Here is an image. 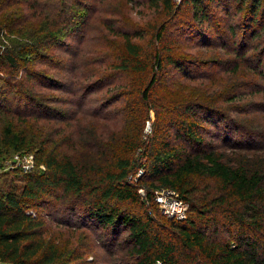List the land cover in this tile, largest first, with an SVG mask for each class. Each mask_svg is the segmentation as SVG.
<instances>
[{"label": "trees", "instance_id": "1", "mask_svg": "<svg viewBox=\"0 0 264 264\" xmlns=\"http://www.w3.org/2000/svg\"><path fill=\"white\" fill-rule=\"evenodd\" d=\"M1 2L25 3L39 23L16 26L19 18L9 13L0 22L7 37L6 41L0 38V159L14 152L33 154L35 160L30 172L18 169L0 176V262L84 264L83 254L75 248L68 250L60 244L61 238L46 236L38 210L51 203L106 231L112 251L119 247L123 253L122 264H264V120L249 110L257 108L253 113L264 115V105L256 106L253 99L261 95L264 100V0L179 3L191 17L182 23V36L195 40L200 51L215 48L224 57H233V61L213 62L229 75L218 88L199 85L183 91L180 83H172L175 90L169 87V79L177 81L174 72L190 80L203 77L191 75L186 68L190 63L204 67L206 60L194 58L169 40L165 20L153 30L148 48L133 40L140 34L110 28L122 38L121 47L108 56L105 72L96 74L89 66L83 75L98 76L90 79L91 84H103L113 76L124 79L112 87L118 97H124L121 127L107 134L98 132L94 122L99 114L91 113L89 127L71 140L59 132V124L53 129L47 125L61 116L52 107L57 99L53 94L59 90L73 97L76 78L65 83L38 66L54 68L57 62L63 69L60 56L53 62L48 50L62 46L84 18L68 11L62 25H56L66 0ZM160 2L168 13H175L172 0ZM232 4L231 17L240 14L242 21L237 27L229 25L230 17L227 20L229 47L223 40L218 42L221 38L210 29V18L227 16ZM67 67L73 76L77 74L74 65ZM195 88L200 90L196 94ZM150 111L155 115L153 132L144 143ZM212 117L219 125L232 124L233 135L246 134L251 145L231 138L227 152L208 148L201 130L215 125ZM253 139L261 146H252ZM65 142L72 143L70 151L60 150ZM141 167L144 174L133 181L130 175ZM159 188L175 191L187 203L184 220L160 214L152 197ZM64 223L63 231L71 232L73 225Z\"/></svg>", "mask_w": 264, "mask_h": 264}, {"label": "rangeland", "instance_id": "2", "mask_svg": "<svg viewBox=\"0 0 264 264\" xmlns=\"http://www.w3.org/2000/svg\"><path fill=\"white\" fill-rule=\"evenodd\" d=\"M172 3L175 8V13L171 14L163 8L160 0H66L64 4L65 12L57 19L58 23H56V25H62L63 16H65L68 11L82 16L84 18V24L78 28L77 32H70V36L64 39L65 45L63 44L59 48L51 46L48 50L49 55L54 58L53 62H56L57 58L60 56L63 69H59V63L56 62L53 63L54 68L41 65L38 66V70L44 69L48 75L63 79L65 83L69 79L72 80V78H76L72 84L76 93L72 97L70 95H62L59 90L55 91L53 95L55 96L56 94L57 97V99H55L56 105L52 107L55 108V111L56 109L60 111L59 114H61V116H59V118L60 120L63 119V121L61 124L59 123L60 120L50 122V124L47 125L49 129H53V127L59 124V126H61L59 132L68 136L69 140H71V137H75L76 139L80 138L81 130L89 127L91 113L99 114V117H96L94 122L95 129L98 132L107 134L111 130L121 127V107H123L124 104V97L121 93L120 97H118L115 93L116 91L113 90L112 87L116 84H123L124 79L119 76H113L112 78L104 79L103 84H99L98 81L91 84V81H94L98 77L96 74L103 73L107 70L110 61L108 56L115 53L114 51L121 47L123 43L122 38L113 34L110 28L118 33H128L130 35L136 33L140 34L138 38L133 35V40L141 44L144 48H148L153 30L157 24L165 20L166 29L164 34L167 37L169 36V40H172L174 44L178 45V48L189 51L194 58L206 60L203 65L204 67L190 63L191 66H187L186 68V70H188L187 72L191 75L203 77L190 80V78H185L181 74L174 72V77L177 81L171 82L169 79V87L175 90L176 86L172 83H180L184 87L183 91H188L191 87L199 88V85L200 87L209 86L210 88H218L225 82L226 77L229 76L228 72L221 73L219 68L213 65V62L233 61L232 55H230V57H224V53L222 51H216L215 48L210 49L208 52L200 51L198 43L194 42L195 40L182 36L181 30L183 29L185 31V26L182 23H184V20L190 21L191 17H189L186 8H179L180 4L176 5L173 1ZM25 6L26 4L23 2H1L0 22H2V17L9 13L11 17L16 16L19 18V24H16V26L25 24L31 27L36 26L39 23L38 18L30 16L32 15V10L25 9ZM233 13L234 6L232 4L230 13L227 16L219 12L218 14H221L220 17L210 18L212 25L210 29L215 31L214 35L216 37L220 36L221 38L218 42L222 43L223 40L226 42L225 45L228 46L232 39L231 36H229L228 30L225 28L227 20L231 18L229 25L231 24L234 26L236 24L237 27H239L242 21V16L240 14L231 17ZM23 17L26 18L23 19ZM222 24H224V26H222ZM180 26L184 27H181L179 30ZM198 27L199 26H193V29ZM238 30L240 31V29ZM0 33L1 40L6 41V31L0 28ZM212 40H215V38L212 37ZM209 44L213 46L214 42ZM0 46L2 48L3 45L0 44ZM75 54H77L78 58H76ZM92 61L93 63L91 65L85 64ZM73 65L77 69V74L74 76L67 67L69 66L72 68ZM89 66H93L96 70L95 72H97L96 74L94 73L95 75L93 77H89L88 74L83 75L84 72H87ZM197 88H195V94L200 91L197 90ZM85 90L90 91L85 93ZM253 99L256 102V106L264 105V100L261 95L254 96ZM252 108L254 109L253 105ZM249 110L250 115L254 114V116H258L259 119L264 120L263 113H253L257 111V108H255L254 111L251 109ZM154 119V112L150 111L149 119L145 121L143 128L142 141L144 143H147L152 136V123ZM211 123L215 125H205V128L201 130L205 136V144L208 148L227 152V150H230V145L227 142L232 140L244 146L251 145L246 134L240 132L235 133V135L232 134V129L234 128L232 124L223 122L219 125L216 117L211 118ZM172 132L173 129L171 128V134ZM171 134L169 136L170 138ZM51 137H53V135ZM252 141L255 142L252 146H261V141L258 139H253ZM70 143L71 142L63 143L60 146V150L63 152L70 151V146H72V143L71 145ZM29 155L33 156V154ZM2 156V159H0V176L5 172H10V175H12V171L18 169L24 172L21 167V165L26 164L24 154L13 152ZM144 160L145 159H143V162ZM32 164V169H34L35 160H32ZM40 168H42V166H40ZM139 169L142 170L141 174H138V170L136 172L137 174H134V176L130 175L134 178L133 181H136L137 178L144 174V169L142 167ZM3 180H5V177H1V181ZM137 192L144 197L145 193L142 188H139ZM157 207L160 214L163 215L159 206ZM38 212H41L44 217L46 236L56 240L61 238L62 241L60 244L66 246L68 250L75 248L78 252L83 254L85 260L84 264H122L121 259L124 262L122 257L123 253L119 252V247H117L119 251H112L113 247L109 241L110 238L107 232L102 231L100 228H93V224L91 225L81 221L80 218L82 217L79 218L70 214H65L58 204L51 203L44 207V211L38 210ZM165 217L168 218L167 216ZM65 221L69 225H73L70 228L71 232L63 231L66 228ZM75 227L80 228L76 230ZM106 244L109 246L108 248Z\"/></svg>", "mask_w": 264, "mask_h": 264}, {"label": "built area", "instance_id": "3", "mask_svg": "<svg viewBox=\"0 0 264 264\" xmlns=\"http://www.w3.org/2000/svg\"><path fill=\"white\" fill-rule=\"evenodd\" d=\"M172 1L176 5H178L181 2V0H172ZM24 156L26 158V164L21 165L22 170L24 172H30L33 167L32 164V160H34L33 156L29 154L26 155L24 154ZM141 173L142 170H139L138 174ZM152 197L154 201H156V203L158 204L163 215L178 221L184 220L186 218L187 203L184 202L175 191L165 188H159L153 191ZM0 264H4V263L0 262Z\"/></svg>", "mask_w": 264, "mask_h": 264}]
</instances>
